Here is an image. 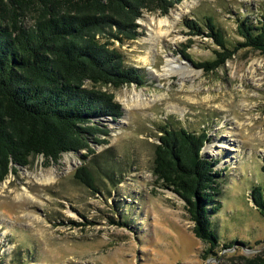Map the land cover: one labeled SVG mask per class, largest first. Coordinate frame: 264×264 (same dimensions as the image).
<instances>
[{"label":"rangeland","instance_id":"1","mask_svg":"<svg viewBox=\"0 0 264 264\" xmlns=\"http://www.w3.org/2000/svg\"><path fill=\"white\" fill-rule=\"evenodd\" d=\"M263 13L264 0H180L167 13L144 10L138 36L113 44L143 82L101 87L121 112L98 119L107 134L91 141L92 151L31 158L0 183V264H264V218L247 196L251 183L264 181V52L233 49L238 20ZM206 17L234 51L213 69L196 65L224 51L207 34ZM188 21H199L202 34H190ZM165 126L205 133L201 155L219 174L214 219L235 243L210 248L197 238L185 200L153 176ZM85 166L91 186L81 178Z\"/></svg>","mask_w":264,"mask_h":264},{"label":"trees","instance_id":"2","mask_svg":"<svg viewBox=\"0 0 264 264\" xmlns=\"http://www.w3.org/2000/svg\"><path fill=\"white\" fill-rule=\"evenodd\" d=\"M178 1L0 0V183L36 156L57 160L63 153L92 151L91 141L107 134L98 119L121 115L101 87L143 82L114 42L138 36L137 20L144 10L167 13ZM205 20L207 34L224 51L196 65L213 69L234 51L213 18ZM238 21L241 40L233 49L250 46L264 52V13ZM185 25L190 34H202L199 21ZM161 130L153 176L165 187L174 186L185 200L197 238L210 248L235 243L227 242L214 219L220 207L215 200L219 174L215 162L201 155L205 133L182 127ZM260 170L264 178V157ZM80 172L91 186V169L85 166ZM112 173L107 169L102 174L112 179ZM247 196L264 218V181L251 183Z\"/></svg>","mask_w":264,"mask_h":264},{"label":"bare ground","instance_id":"3","mask_svg":"<svg viewBox=\"0 0 264 264\" xmlns=\"http://www.w3.org/2000/svg\"><path fill=\"white\" fill-rule=\"evenodd\" d=\"M167 31L168 30H165V32H163L164 34L165 33H167ZM163 34V35H164ZM154 36V35H153ZM153 39V38H152ZM155 40V39H154ZM170 64H176V62H174V60H173V58L171 59V58H167L166 59V65H170ZM170 67H172V66H170ZM174 67H176L177 68V70H180V69H182V67H178V66H173V68ZM172 70V69H171ZM173 71V70H172ZM221 146V145H220ZM228 145L226 144V143H223L222 144V147H227ZM230 149H236L234 146H232ZM228 160V159H227ZM235 163V162H234ZM42 180V182H44V183H48V182H50L51 180H52V177H50V176H46V177H44L43 179H41ZM22 196V195H21ZM1 223V222H0Z\"/></svg>","mask_w":264,"mask_h":264}]
</instances>
